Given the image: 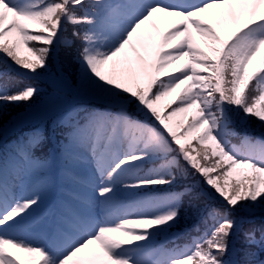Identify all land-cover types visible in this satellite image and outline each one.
<instances>
[{
  "label": "snow or ice",
  "instance_id": "1",
  "mask_svg": "<svg viewBox=\"0 0 264 264\" xmlns=\"http://www.w3.org/2000/svg\"><path fill=\"white\" fill-rule=\"evenodd\" d=\"M61 50L100 107L65 114L58 153L37 130L0 159V264H264V225L245 227L264 211V0H0V117L40 92L14 76L51 75ZM57 159L77 183L90 167L88 194L35 217ZM182 209L205 227L157 244Z\"/></svg>",
  "mask_w": 264,
  "mask_h": 264
},
{
  "label": "trees",
  "instance_id": "2",
  "mask_svg": "<svg viewBox=\"0 0 264 264\" xmlns=\"http://www.w3.org/2000/svg\"><path fill=\"white\" fill-rule=\"evenodd\" d=\"M77 43H79L77 41ZM27 55V53H22ZM51 75H44L36 80H27L22 76H14V81L23 80L25 83H34L40 88L39 94L34 98V102L26 108H10L8 114L0 117V137L6 133H12L13 130L16 133H20L22 130L28 132L31 129L39 128V131L43 133L45 137V144L43 150L39 151V155H43L51 150L53 144H60L63 140L64 126L59 123L58 119L63 116L72 106L76 105L81 101V96L78 93H72L69 90L68 84H74L77 76L78 65L71 63L70 54L64 50H61L58 59L51 65ZM63 73V78H61ZM179 91V90H177ZM176 94L174 93L173 96ZM170 98H166L161 101L162 110L163 105L167 103ZM174 106V105H173ZM259 121L256 118H250L249 121V134L252 137H258L264 133V129L258 127ZM238 132L243 134V127L239 123L236 124ZM26 137L19 136V143L25 140ZM232 143L236 144L239 142L238 137H229ZM16 146V142L11 140L6 144L3 149L4 151L8 147ZM215 207H221L217 202ZM237 215H246L244 213H238ZM197 217L190 216L184 218V211L181 210V219L176 227L170 229L169 233H173L176 230L184 229L188 224L194 221ZM253 223L246 224V228L254 227L260 228L264 225V211H257L254 217H252ZM205 227L201 220L200 229ZM197 233H187L185 238L179 240L180 244H183L190 237L196 236Z\"/></svg>",
  "mask_w": 264,
  "mask_h": 264
},
{
  "label": "rangeland",
  "instance_id": "3",
  "mask_svg": "<svg viewBox=\"0 0 264 264\" xmlns=\"http://www.w3.org/2000/svg\"><path fill=\"white\" fill-rule=\"evenodd\" d=\"M156 23L159 26L161 32H163L168 27V25H166V24H160V22L158 20L156 21ZM214 26H215V24H214ZM148 27H150V26H148ZM218 31H219V29H218ZM221 34L226 35V32H222ZM262 55H264V54H262ZM262 66H264V63H262V58H261V56H258V57L253 58V60L249 63L248 69L251 70L254 68V71H255V70H258L259 68H261ZM74 90L79 92V94L82 97H84L86 100L98 103V101L94 98V96L91 93H89L88 91L79 89L76 86H75ZM60 160L63 163H61L59 167L65 168L66 165H65L64 160L58 159V161H60ZM72 170L76 171L77 174L84 179L86 185L91 180V172H90V167L88 165L72 166ZM28 182H30V181H28ZM68 183L69 184H71V183L75 184L74 182H71V181H68ZM86 185H79L78 192H80L82 195L88 194L89 189ZM76 186L78 187L77 184H76ZM68 188H70V187H68ZM17 191H18V189H17ZM46 196H47V190L45 191V193L42 196V202L40 204V207L46 201ZM98 211L99 210H97V212ZM29 229L31 230V233H32L31 238H30V242L33 244H43L42 243L43 238H41L39 236H42V237H44V236L42 234L35 236L34 230H36V229L33 228V226H31Z\"/></svg>",
  "mask_w": 264,
  "mask_h": 264
}]
</instances>
